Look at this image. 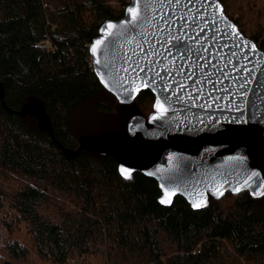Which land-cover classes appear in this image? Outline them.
<instances>
[{
  "label": "trees",
  "instance_id": "trees-1",
  "mask_svg": "<svg viewBox=\"0 0 264 264\" xmlns=\"http://www.w3.org/2000/svg\"><path fill=\"white\" fill-rule=\"evenodd\" d=\"M240 1L244 5L218 0L264 51V0ZM127 6L124 0H0L5 107L19 111L40 103L55 141L68 151L81 139L72 137L70 118L82 106L104 117L85 126L92 136L120 135L95 131L112 123L120 108L150 104L151 110L150 91L122 105L89 63L101 24L119 20ZM87 12L90 23L83 20ZM43 41L50 46L41 47ZM160 196L152 178H122L111 156L82 151L67 160L36 118L8 113L0 102V264L28 263L30 256L45 264H85L90 258L103 264H264V196L227 192L200 210L180 196L162 206Z\"/></svg>",
  "mask_w": 264,
  "mask_h": 264
},
{
  "label": "water",
  "instance_id": "water-1",
  "mask_svg": "<svg viewBox=\"0 0 264 264\" xmlns=\"http://www.w3.org/2000/svg\"><path fill=\"white\" fill-rule=\"evenodd\" d=\"M93 72L122 105L150 91L152 112L132 116L126 136L79 139L68 151L55 141L43 106L32 116L67 160L82 151L107 155L119 175L157 182L159 204L175 197L192 210L227 192L264 196V51L245 37L218 0H129L119 20L104 21L89 46Z\"/></svg>",
  "mask_w": 264,
  "mask_h": 264
},
{
  "label": "rangeland",
  "instance_id": "rangeland-1",
  "mask_svg": "<svg viewBox=\"0 0 264 264\" xmlns=\"http://www.w3.org/2000/svg\"><path fill=\"white\" fill-rule=\"evenodd\" d=\"M242 5H244V2H241L239 0V6H242ZM231 13H233V12H231ZM237 14L238 13H234L233 17L240 20V18L238 17ZM92 18H93L92 15L89 12H87V14L86 13L84 14L83 20L86 23H90L92 21ZM254 29H255V27H254ZM247 31H248L247 36H249L252 31H250V28H247ZM108 97L109 96H107L105 93H103V95H102L103 102H108V99H109ZM141 109L139 108V106H136V105L135 106L132 105L128 108H120L117 115L112 118V119H114V121L112 123H110V124L105 123L104 128L98 129L95 131H97L99 133L100 132L104 133L107 131L112 132L113 130H115L116 133L117 132L120 133V136H126V133H125L126 122H127V120L130 119L129 117L131 115L132 116H134V115H142V116L145 115L146 116L149 113L148 111L151 112V110H149L150 104L145 105L144 108L141 107ZM102 119H104V117H98L95 114V112L93 111V108L91 105L80 107L73 114V116L70 118V131L72 133V137L75 138L76 140L80 137L81 138L86 137V136L93 137L92 135H90V132H88L86 130L85 126L91 122H94V121L102 122ZM83 131H87L89 134H83ZM91 133H96V132H91ZM117 135H119V134H117ZM96 136H98V135H96ZM261 204H262V206H264V199L262 200ZM12 234H14V236H16V238H17V236L19 238H23L21 232H19V231H14ZM4 256L5 255L3 253L2 246H0V257H4ZM28 259H29L28 263L26 262L24 264H45L43 262L36 260L32 256H30ZM85 264H103V263H101V261L99 259L90 258ZM106 264H110V263L106 262Z\"/></svg>",
  "mask_w": 264,
  "mask_h": 264
},
{
  "label": "built area",
  "instance_id": "built-area-1",
  "mask_svg": "<svg viewBox=\"0 0 264 264\" xmlns=\"http://www.w3.org/2000/svg\"><path fill=\"white\" fill-rule=\"evenodd\" d=\"M126 3H129V0H124ZM41 47H46L48 48L50 46V43L48 41H43L39 44ZM89 63L91 64V58L89 59Z\"/></svg>",
  "mask_w": 264,
  "mask_h": 264
},
{
  "label": "flooded vegetation",
  "instance_id": "flooded-vegetation-1",
  "mask_svg": "<svg viewBox=\"0 0 264 264\" xmlns=\"http://www.w3.org/2000/svg\"><path fill=\"white\" fill-rule=\"evenodd\" d=\"M153 99H154V97H153ZM151 112H152V109H151ZM151 112H149L148 115H149ZM148 115H146V116H144V117H147Z\"/></svg>",
  "mask_w": 264,
  "mask_h": 264
}]
</instances>
